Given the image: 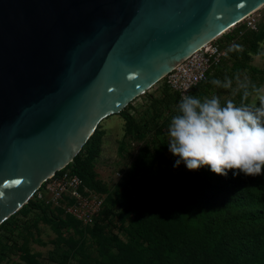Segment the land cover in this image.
I'll return each instance as SVG.
<instances>
[{"label":"water","instance_id":"water-1","mask_svg":"<svg viewBox=\"0 0 264 264\" xmlns=\"http://www.w3.org/2000/svg\"><path fill=\"white\" fill-rule=\"evenodd\" d=\"M264 0H0V225L121 112Z\"/></svg>","mask_w":264,"mask_h":264},{"label":"rangeland","instance_id":"rangeland-1","mask_svg":"<svg viewBox=\"0 0 264 264\" xmlns=\"http://www.w3.org/2000/svg\"><path fill=\"white\" fill-rule=\"evenodd\" d=\"M224 36L229 49L240 45L242 50L229 51L231 57L193 95L201 101L217 96L222 106L231 100L259 107L252 85L264 88V5ZM226 77L232 81L228 89L211 83ZM245 82L247 97L240 87ZM172 93L163 79L158 81L100 122L92 152L82 148L83 156L92 153L94 187L105 199L94 224H83L59 208L25 204L0 225V264H223L193 247L189 234L231 215L230 209L209 213L203 205L237 193L251 176L234 177L232 171L219 176L207 167L190 171L183 162L174 167L179 157L169 151V126L179 110ZM129 116L149 131L136 132ZM240 233L226 232L223 246ZM165 237L171 248L162 244Z\"/></svg>","mask_w":264,"mask_h":264},{"label":"clouds","instance_id":"clouds-1","mask_svg":"<svg viewBox=\"0 0 264 264\" xmlns=\"http://www.w3.org/2000/svg\"><path fill=\"white\" fill-rule=\"evenodd\" d=\"M241 51L235 45L229 51ZM212 84L228 89L232 81L213 79ZM247 97L248 83H241ZM258 94L259 107L237 106L228 100L222 106L220 98L201 101L195 95H185L178 105L179 114L169 126V151L190 171L207 167L219 176L243 174L257 177L264 174V88L252 85Z\"/></svg>","mask_w":264,"mask_h":264},{"label":"trees","instance_id":"trees-1","mask_svg":"<svg viewBox=\"0 0 264 264\" xmlns=\"http://www.w3.org/2000/svg\"><path fill=\"white\" fill-rule=\"evenodd\" d=\"M240 31H236V33ZM204 83L198 85L191 95ZM172 95L175 102L179 105L178 95L176 93H172ZM129 120L136 132L146 134L149 131L148 127H141L134 117L129 116ZM92 136L84 145L91 152L93 151ZM81 152L82 149L74 158V161L68 164V167L82 176L89 187L95 189V171H93L91 165L92 153L90 152L87 153L88 156H83ZM238 183L240 184L239 181ZM240 187L237 193H230L217 202H207L203 205L209 213L230 209L232 214L210 225L205 231L193 233L194 235L187 233L192 237L189 243L193 247L209 252L214 259L222 261L223 264H264V174L257 177H248L245 185L241 182ZM27 205L38 206L32 200ZM228 231H241V233L233 244L223 246L221 239ZM163 239L164 242L162 241V244L171 248L172 243L167 237ZM165 264H170V262L166 260Z\"/></svg>","mask_w":264,"mask_h":264},{"label":"built area","instance_id":"built-area-1","mask_svg":"<svg viewBox=\"0 0 264 264\" xmlns=\"http://www.w3.org/2000/svg\"><path fill=\"white\" fill-rule=\"evenodd\" d=\"M248 24L252 25L253 20ZM224 37L222 34L211 40L163 78L170 91L178 95L179 103L183 96L191 95L198 85L207 82L231 57ZM30 200L38 205L59 208L86 225L94 223L105 203L104 197L68 165L46 178Z\"/></svg>","mask_w":264,"mask_h":264},{"label":"bare ground","instance_id":"bare-ground-1","mask_svg":"<svg viewBox=\"0 0 264 264\" xmlns=\"http://www.w3.org/2000/svg\"><path fill=\"white\" fill-rule=\"evenodd\" d=\"M263 5H264V4H263ZM263 5H262V6H263ZM262 6H261V7H262ZM261 7H260V8H261ZM260 8H259V9H260ZM256 11H257V10H256ZM254 12H255V11H254ZM254 12H252L251 14H253ZM251 14H250V15H251ZM250 15H249V16H250ZM249 16H247V17H249ZM247 17H246V18H247ZM246 18H245V19H246ZM235 25H236V24H235ZM233 26H234V25H233ZM227 31H228V30H226L225 32H223V34L226 33ZM221 35H222V34H221Z\"/></svg>","mask_w":264,"mask_h":264}]
</instances>
